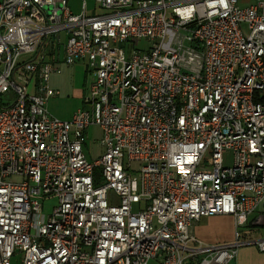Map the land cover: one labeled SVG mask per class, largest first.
Instances as JSON below:
<instances>
[{"label":"built area","instance_id":"built-area-1","mask_svg":"<svg viewBox=\"0 0 264 264\" xmlns=\"http://www.w3.org/2000/svg\"><path fill=\"white\" fill-rule=\"evenodd\" d=\"M94 2L0 0V264H232L264 206V0ZM55 55L92 75L68 121ZM212 216L235 242L195 238Z\"/></svg>","mask_w":264,"mask_h":264},{"label":"rangeland","instance_id":"rangeland-1","mask_svg":"<svg viewBox=\"0 0 264 264\" xmlns=\"http://www.w3.org/2000/svg\"><path fill=\"white\" fill-rule=\"evenodd\" d=\"M83 1L87 3L88 10H92L94 8V4H95L94 0H69V3L72 9L78 11ZM250 1L251 0H241V3L244 4ZM96 10H98L97 11L98 14H101V11L97 7ZM138 45H139L138 46L139 49H146L148 47V45L144 40L140 41ZM78 63H81L79 65H82L83 62H76L73 65L62 64L59 66L61 70L60 74L52 75L50 77V83L52 87L60 92V95L54 96L47 103V110L54 118L60 120L70 119V117L73 115V113L77 108L76 107L78 103L77 94H80V92L83 91V89L84 90L88 89L92 81L91 73L87 70L86 67L82 68L81 66L77 65ZM14 98H15L14 93L12 91H8L7 93L0 95V102L3 104H10L12 103ZM101 139H102V133L100 132V130L97 127H90L85 137V146H84V152L89 161L96 160L101 156L102 154V145L100 143ZM9 181L13 183H19L22 181V179L19 177H11L9 178ZM55 204H56L55 199L46 200L44 202L43 214L44 215L50 214ZM204 218H205L204 220L207 221L213 220L212 221L213 224L211 226L212 232L208 231L207 233L210 234L214 233V235L217 238H222L225 235H231V237H233L234 222L232 217L229 216V218H225L222 216H212V217H204ZM245 229L240 228L239 231L243 233ZM195 238L204 244H209L200 240L196 236ZM213 244H218V243H213ZM16 260L17 258H14L13 263H15Z\"/></svg>","mask_w":264,"mask_h":264},{"label":"crops","instance_id":"crops-1","mask_svg":"<svg viewBox=\"0 0 264 264\" xmlns=\"http://www.w3.org/2000/svg\"><path fill=\"white\" fill-rule=\"evenodd\" d=\"M69 5H70V3H69ZM70 8L74 14H79L81 11V6H80V9L78 11L72 9L71 6H70ZM97 11L98 10H96L95 4H94V8L92 10H88L87 9V3H86V14L87 15L98 14ZM61 55H62V53H61V51H59V56H61ZM52 62L55 64L56 67H58L60 69L59 66L62 65V62H61V59H59L57 57V55H55L52 58ZM79 64H81V63H78L77 65H79ZM79 66H81L83 68V67H86V64L82 63V65H79ZM54 75H57V74H54ZM50 86H51V88H53L51 83H50ZM53 89L58 91L55 88H53ZM87 90L88 89H86V90L83 89V91H81L80 94H77L78 103L76 106L77 107L76 110L82 106L83 98L86 95ZM58 95H60V92ZM68 120H70V119H68ZM68 120H63V121H68ZM222 217L229 218V216L228 217L222 216ZM204 219L205 218L200 219L192 227V233L197 238H199L200 240H202L206 243H209V244H213V243L230 244V243H233L236 241L235 228L234 227H233L234 228L233 237H231V235H225L222 238H217L214 235V233L213 234L207 233L208 231L209 232L211 231V226L213 224V222H212L213 220L207 221ZM245 228H246L245 231L243 233H240L239 242H242V243L247 242V243L242 244L238 247L236 258L232 264H264V253L260 252L254 244L249 243V242H254L256 240H259V239H264V206H260L258 208V210L256 211V213H254L253 215L248 217L247 225ZM229 231H231V230H229Z\"/></svg>","mask_w":264,"mask_h":264},{"label":"trees","instance_id":"trees-1","mask_svg":"<svg viewBox=\"0 0 264 264\" xmlns=\"http://www.w3.org/2000/svg\"><path fill=\"white\" fill-rule=\"evenodd\" d=\"M2 107V104H1V102H0V108Z\"/></svg>","mask_w":264,"mask_h":264}]
</instances>
